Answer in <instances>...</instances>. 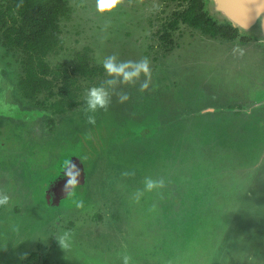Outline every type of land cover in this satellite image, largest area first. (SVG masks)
Listing matches in <instances>:
<instances>
[{
    "label": "rangeland",
    "instance_id": "rangeland-1",
    "mask_svg": "<svg viewBox=\"0 0 264 264\" xmlns=\"http://www.w3.org/2000/svg\"><path fill=\"white\" fill-rule=\"evenodd\" d=\"M96 4L97 0H84L81 18L63 26L64 45L69 50L52 58V63L71 70L74 52L87 46L96 65L104 66L109 57H114L117 66L127 65V73L144 62L149 71L129 80L107 71L93 81L77 77L79 86L87 88L82 100L91 86L100 82L108 91L109 103L92 112L85 96L83 105L66 115L52 136L54 132L47 124L43 133L40 122L24 121L16 118V111L0 109V141L5 143L0 147V195L13 200L0 207V264H26L29 255L44 252L45 256L51 246L48 258L56 264H123L125 255L130 257V264H212L219 243L228 238L225 236L229 232L224 229H228L231 215L236 232L226 240L228 246L219 251L214 264H264V153L257 151L259 157L241 161L246 141L244 147L237 126H221L222 133L231 135L234 141L229 149L238 152L220 156L213 151L222 137L216 135L221 127L209 123L214 161L205 169L194 167V176L188 177L193 185L198 179L213 184L209 195L213 205L202 214L189 207L181 223L173 215L178 214V206L172 210L170 203L178 197L187 201L196 198L195 186L190 185L188 190L173 184L175 179L176 183L180 180L177 174L182 168L177 164L185 152H193L192 137L201 136L199 130L207 121L191 113L207 106L219 88H223L221 97L219 93L222 102L232 94L245 92V72L249 83L257 82V74L263 71L262 49L258 63L249 51L227 50L197 38L186 43L190 40L187 38L179 53L164 58L161 49L156 50V35L172 7L165 8L160 0H119L115 9L101 13ZM145 5L150 6L151 20L149 27L147 23L143 31H135L139 43L131 29L126 30L131 27L130 20H147L146 14L139 12ZM181 33H185L183 37L193 35L187 28ZM144 39L153 46L150 55ZM0 101H5L1 88ZM182 113L187 120L180 122ZM166 119L175 122L156 139L153 129ZM66 151L81 158L89 177L86 185L71 191L60 206H49L43 191L38 190L39 183H49L48 178L60 169L53 166L55 154ZM230 174L239 175L236 183ZM148 179L162 182V186L148 191ZM220 181L225 184L220 185ZM103 209L117 212L116 224L113 221L108 227L97 226L94 216ZM217 209L228 216H219L221 224L215 221ZM73 222L75 227L70 228ZM64 233L71 237L67 249L57 238ZM121 236L125 247L118 244Z\"/></svg>",
    "mask_w": 264,
    "mask_h": 264
},
{
    "label": "flooded vegetation",
    "instance_id": "flooded-vegetation-1",
    "mask_svg": "<svg viewBox=\"0 0 264 264\" xmlns=\"http://www.w3.org/2000/svg\"><path fill=\"white\" fill-rule=\"evenodd\" d=\"M70 8V12L67 15H59L58 17V24L61 28V43L60 47L57 48V50L51 52L47 57L45 62L50 65V75L48 76L49 79L54 80V86L52 87V90L49 89H42L41 91H35L30 92L27 89V86L24 85V81L27 79L28 74L27 68L29 65V57L28 55L20 48H14L9 46L6 43L4 30L0 27V88L1 93H4L5 101H0V109L6 110L8 112H15L16 118L22 119L24 121H36L37 123L40 122L42 126V132L44 133L43 127L44 124L50 126V131L54 132L50 136L54 135L58 129V126L60 124V121L69 113L75 112L80 106L83 105L84 99L82 100L83 93L87 90V88L83 89L79 86L77 77L83 78L85 80H88L82 75L74 74L75 77V90L73 92V95H75L73 100L79 101V104L74 106L73 108H64L65 106L62 104H66L67 102H70L72 98L69 99H63L61 95L59 94V88L63 82L64 77L68 74H72V69L69 70V68L66 69V67L62 68V65L57 67L52 63V58H56L57 56L63 55V53L67 52L69 48L67 49L64 45L65 40L62 36L63 26L67 24V21H70L72 19L76 20V17L81 18V15L83 13L82 5L84 3V0H64ZM162 3L161 5H164L165 8L172 7L170 9V12L167 14V18L163 19L161 22V28L159 33L156 35L158 37V45L156 46V50L159 51L161 49V55L165 56L166 58L168 55H171L173 53H179L181 49L185 47L186 43H191L195 40V38L205 41L206 43H213L215 42L217 46L224 49H238L243 51H249V56H255L257 62L260 58V50L262 49V53H264V44L261 43L256 37L252 35H247L246 33L241 32L238 28V32H234L229 28L223 27L225 31V35H222L220 33L224 32V30L220 31L218 35H214L212 32H206L205 30L200 29L198 26L193 25L190 22H186L182 19H176L178 22L176 25V28H171L170 25L175 22V18L178 14L184 13L187 11V9L190 8V3L188 0H160ZM207 0L204 1V8L207 9L206 6ZM7 4L6 1L0 0V9L3 8V6ZM138 4L135 5V9L137 8ZM78 10L80 12L78 13ZM142 11H139L142 14H146L147 20L143 23L139 21L138 18L130 20L131 27H128L126 31L130 30L132 31L131 35L137 36V41L140 43L141 40L139 39L138 35L135 33L136 30L139 29V31H143V29L146 27L148 23L149 27V21L151 20V10L150 6L146 7V5L141 9ZM86 20V16H84ZM139 21V23H138ZM8 25H11V19L10 17H6L5 21ZM219 22V21H218ZM226 21H222L224 24ZM231 24V23H230ZM5 25V23H4ZM234 27L233 24H231ZM132 26H135L136 29H134ZM183 28H187L192 31L193 35L184 36L181 32H183ZM235 33V35L230 36V34ZM127 34V33H126ZM128 38H131L130 35L127 34ZM188 40L186 43V39ZM146 45L148 48H145L148 50L147 55H150L151 49L153 46H150V44L147 42L146 39ZM90 49L87 46L84 47L83 51H75V60L74 65L76 62V57L79 52H85V50ZM91 52V49H90ZM247 54V55H248ZM150 58V56H148ZM153 58V56H151ZM157 59L156 57H154ZM253 58V57H251ZM255 58H253L255 60ZM250 60V58H249ZM259 63V62H258ZM257 63V64H258ZM256 64V65H257ZM37 65V64H36ZM155 66V65H154ZM74 67V66H73ZM261 68L263 71L259 74L260 76L257 79V82L249 83V79L247 77L246 72L243 75L244 79V85L246 87V91L240 92L242 93L240 95L232 94L230 98L224 102H222L219 99V93L220 97L223 92V88H219L214 91V96L210 97V103L207 106H204L199 112L191 113L194 117L199 116V118H203L207 120L204 122V127L202 126V129L199 130L201 133L200 137H197L193 135L192 140L195 142V150L199 148V141L200 139H205L208 142H214L212 141V129L209 127V123H216L220 127L223 125H235L240 130H238L239 133H241V139L244 138L243 144L246 141V144H252L247 142L248 138H252L251 142L255 140V144L259 145L260 149L263 150L264 153V104L259 105L264 100V62L261 64ZM6 73L8 75H6ZM3 75L5 77H3ZM57 78V81H56ZM102 85V84H101ZM243 86V85H242ZM242 86H240L242 88ZM15 92V93H13ZM213 92V91H212ZM16 95V96H15ZM78 95V97H77ZM15 96V97H13ZM9 98L11 102H9ZM7 99V101H6ZM237 101H239L237 103ZM251 106L250 108H247L248 106ZM63 107L59 110V107ZM65 109V110H64ZM232 112V113H231ZM2 111L0 112V114ZM180 113V112H179ZM13 114V113H12ZM198 114V115H196ZM190 115V114H188ZM1 116V115H0ZM185 117L182 113V118ZM1 118V117H0ZM56 118L59 119V122L56 124ZM180 120L186 121V117ZM188 118V117H187ZM179 121V120H178ZM175 121L172 120H164L162 124H159L154 131V134L156 136V139H159L160 135L164 131H168L169 127L173 125ZM67 124V123H65ZM52 126V127H51ZM208 128L209 130H203V128ZM251 130V131H249ZM147 133V131H146ZM148 133L150 134V130H148ZM161 133V134H160ZM160 134V135H159ZM215 134V133H214ZM46 137L48 135L44 134ZM219 137L217 139V142H219L223 137H227L226 134L222 133V127L221 132L219 134H216ZM231 137V135H228ZM237 138V136H235ZM5 143L0 141V147L4 146ZM175 145V144H173ZM254 145V143H253ZM66 151L65 153H56L55 159H54V168H60L58 172L53 176L48 178L49 182L48 184L39 183L38 190H42L45 197H43L44 202L48 203L49 206L56 205L57 207L62 204V202L67 199L70 192L76 190L79 187L85 186L88 179L87 169L84 166V162L76 156V153ZM177 152H179V148H177ZM191 152V153H193ZM186 154V152L184 153ZM87 159V162H89V158L85 156ZM84 157V159H85ZM182 161H180L177 165L182 168L181 171L178 169L177 176H186L190 175V172L195 171L194 162L188 161L185 162L184 156ZM189 162H192L193 168H191V164ZM86 169V170H85ZM193 175V174H192ZM176 176V177H177ZM183 176V177H184ZM230 179L232 182L236 183V177L239 175H232L230 174ZM175 177V178H176ZM74 178L76 180V183L74 185H68V180ZM176 180V179H175ZM174 180L173 184L176 185H182L184 187H187V189H190V184H187L184 181H181V179L176 183ZM202 183H197L193 186L196 188L195 196L196 198L190 202V204L198 211L199 214H202L208 207L210 208L213 204L209 201V195L211 194L212 190L211 187L213 184H211L209 181H202L199 180ZM46 182V179H45ZM204 182V183H203ZM42 184V185H41ZM200 184V185H199ZM225 184L224 182H220V185ZM243 189V187H241ZM71 192V193H72ZM74 193V192H73ZM6 195V194H2ZM245 195V193H244ZM241 197L243 196V190ZM9 200H12V197L9 196ZM168 201V198L167 200ZM183 202H189L185 199H181V197H178L176 201L170 202L173 205L172 210H174L175 207L178 206V209L182 207ZM13 203V200L11 201ZM17 205V204H16ZM19 206V205H18ZM189 207H191L189 205ZM169 209V208H168ZM103 213H106L105 216ZM60 214V213H59ZM58 214V215H59ZM56 216L59 218V216ZM177 217V215H175ZM228 218L227 215H224L221 213L219 209L216 210V216L215 221L220 222V217ZM98 220L97 226H110L113 221L118 220V214L116 211H108L106 209L99 210V213L97 216H94ZM178 218V217H177ZM234 216L231 215L230 222H227L228 229H224V231L229 232L228 236L225 237H231L233 233L236 231L234 230L237 225H235ZM110 220L109 223H107ZM63 221H60L58 225H60ZM60 227V226H57ZM75 227V222H73V225L70 228ZM103 228V227H102ZM173 228V226H171ZM115 233L117 234L118 231L115 229ZM122 237V236H121ZM123 240L121 242H118V244L121 247H125L127 244H124V237H122ZM227 238V239H228ZM225 239V238H224ZM226 239V240H227ZM226 240L220 244V247L217 250V253L215 254V258L213 260L214 264L219 254V251L223 250L224 247H227ZM124 244V245H121ZM61 245V244H60ZM53 246H51V249L48 250V252L44 256V252H39L38 254H31L29 255L26 264H56V260L51 263L52 260H49L48 254H51ZM45 249V248H44ZM108 260V259H107Z\"/></svg>",
    "mask_w": 264,
    "mask_h": 264
},
{
    "label": "trees",
    "instance_id": "trees-1",
    "mask_svg": "<svg viewBox=\"0 0 264 264\" xmlns=\"http://www.w3.org/2000/svg\"><path fill=\"white\" fill-rule=\"evenodd\" d=\"M4 1H6L7 4H5L2 9H0V27L4 30L6 43L11 47L22 49L29 57V65L27 68V73L29 74L27 79L24 81V83L26 82L24 85L27 86V89L31 93L35 91H41L44 88L52 90V87L54 86V80L48 78L50 75V65H48L45 60L51 52L57 50V48L60 47L62 39L61 28L58 24V17L59 15L69 14L70 8H68L64 0ZM188 1L190 3V8L187 9L186 12L177 15V17L174 19L175 22L170 25L171 28H176V24L178 23L176 19H182L186 22L192 23L195 26H198L200 29L205 30L206 32H212L214 35H218L220 31L224 30L223 27L229 28L235 33L238 32L237 28H233L229 22H225L223 24L211 16L210 12L204 8L205 0ZM6 17H10L11 25H8L5 22ZM226 30L220 34L225 35ZM235 33H231L230 36L235 35ZM105 72L106 70L103 65H96V63H94V59L90 54V49L85 50V52H79L76 57L75 65L72 69V74L68 73L64 77L59 88V94L63 99L72 98L70 102H67L66 104L62 103L65 106L64 108H73L79 104V101L73 100L75 97L73 92L76 89L74 74L82 75L89 81H93L97 77L105 75ZM101 84L102 83L98 82L91 87H100ZM62 108V106L59 107V110ZM203 130L209 129L205 127ZM231 138L229 136L223 137L219 142H217L219 145L213 152H218V155L220 154V156L223 153H230L232 151L238 152L229 149L233 148L234 146V141ZM251 140L252 138H248L247 142L252 144H246V150H244L241 156V161L243 162H249L254 156L259 157L258 152H260V154L263 153V150L260 149L259 145L255 144V140L253 142H251ZM212 144L213 142L200 139L198 150L196 149L193 153H191V151L188 154H184L185 162L193 161L197 169H205V167H209V165L214 161L211 156ZM252 145L255 147L252 148ZM216 161L217 157L215 162ZM189 163L191 164V168H193L192 162ZM183 176H179L178 178L187 184L188 177H193L194 171H191L190 175ZM199 180L200 179L196 180L197 182L195 184H201L202 182ZM188 184L193 186V184L189 182ZM190 202L192 201L183 202L181 204L182 207L179 208L178 214H173L177 215V219L181 223H183L185 219L184 213L188 210L189 205L192 204H190ZM255 202L258 203L259 201L255 200ZM191 207L193 206L191 205ZM168 223L170 227L173 226V223Z\"/></svg>",
    "mask_w": 264,
    "mask_h": 264
},
{
    "label": "clouds",
    "instance_id": "clouds-1",
    "mask_svg": "<svg viewBox=\"0 0 264 264\" xmlns=\"http://www.w3.org/2000/svg\"><path fill=\"white\" fill-rule=\"evenodd\" d=\"M118 3L119 0H97L96 7L97 10L101 13L110 12L117 7ZM114 60V57H109L104 62V68L109 73V75L123 74L125 80H129L132 77L138 76L141 71H143L145 74H147L149 71L147 62H144L137 67L136 71L127 73L125 72V68L127 67V65L117 66ZM109 83H111V81H109ZM144 87H147V84H145ZM86 103L88 109L92 112H95L98 109L105 108L109 103V94L107 89H105L103 86L90 88L88 90ZM75 183L76 180L74 178L68 180V185H74ZM158 186H162V182L157 183L151 179H148L146 181V188L148 191H151ZM9 199L10 198L8 195H0V207L7 206L9 204ZM57 238L64 249L70 247L71 237L69 233H64ZM123 264H130L129 256L125 255L123 257Z\"/></svg>",
    "mask_w": 264,
    "mask_h": 264
},
{
    "label": "water",
    "instance_id": "water-1",
    "mask_svg": "<svg viewBox=\"0 0 264 264\" xmlns=\"http://www.w3.org/2000/svg\"><path fill=\"white\" fill-rule=\"evenodd\" d=\"M206 6L217 21L229 22L264 44V0H207Z\"/></svg>",
    "mask_w": 264,
    "mask_h": 264
}]
</instances>
